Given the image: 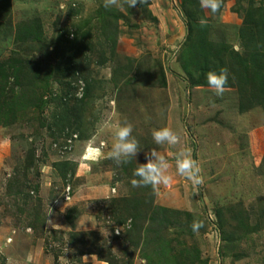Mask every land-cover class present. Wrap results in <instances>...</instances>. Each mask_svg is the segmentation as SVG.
Returning a JSON list of instances; mask_svg holds the SVG:
<instances>
[{
	"label": "rangeland",
	"instance_id": "rangeland-1",
	"mask_svg": "<svg viewBox=\"0 0 264 264\" xmlns=\"http://www.w3.org/2000/svg\"><path fill=\"white\" fill-rule=\"evenodd\" d=\"M259 2L221 0L216 14L199 6L210 27L209 39L240 52L237 32L243 12ZM103 5L104 0H9L4 6L0 0V60L6 64L14 60L22 69L38 65L41 74L49 73L48 95L63 89L49 67L61 58L65 39L71 40L77 26L91 31L94 45L84 57L92 60L84 63L92 84L90 96L76 108L78 121L69 115L72 133L77 134L71 150L60 155L51 149L52 142L64 138L61 122L53 119L63 105L48 97L41 109L31 100L18 119L0 124V264H147L142 256L153 247L128 243L126 228L117 226L108 207L112 197L132 194L190 212L191 223H202L197 233L184 228L170 235L179 239L172 241L173 247L182 242L181 248L196 246L205 264H264L261 107L241 113L235 87L217 96L208 86L189 84L178 62L187 32L181 0H137L132 7L127 0H117L107 9ZM115 10L117 20L110 16ZM99 11L109 18L105 17L107 23L110 20L106 36L100 31ZM29 20H37L41 38L17 41L16 25ZM102 53L106 60L98 65L95 61ZM11 82L8 78L6 95L12 90L18 95L19 86ZM72 84L83 87L82 79ZM116 117L133 126L132 135L141 147L134 160L119 167L106 155L112 143L110 124ZM165 126L180 137L173 151L191 148L204 179L198 187L175 175L168 146L154 144L151 129ZM151 148L169 159V182L155 190L133 187L131 180L138 179L133 170L146 162ZM62 161L73 167V175L61 174ZM67 186L70 198L65 200ZM71 207L80 213L74 226L66 218ZM238 212L237 221L233 215ZM221 231L229 233L232 242H224Z\"/></svg>",
	"mask_w": 264,
	"mask_h": 264
},
{
	"label": "trees",
	"instance_id": "trees-1",
	"mask_svg": "<svg viewBox=\"0 0 264 264\" xmlns=\"http://www.w3.org/2000/svg\"><path fill=\"white\" fill-rule=\"evenodd\" d=\"M8 4L9 0H3L4 6H8ZM181 7L187 17V32L178 54V62L188 78L189 84L195 87L208 86L206 82L207 72L218 73L221 68H227L229 80L225 88H236L239 97V112H245L258 105L264 114V0H261L258 5L249 4L243 12L241 25L237 32L240 52L235 51L224 42L217 43L209 39V24L207 23L202 27L199 23L201 19L205 18L200 13L198 0H181ZM98 15L101 21V23L99 22L100 31L106 36L110 20L108 23L105 21L106 15L102 11H99ZM110 16L113 20H117L116 10ZM108 19L106 17V20ZM115 23L114 21L112 25L114 26ZM41 35L42 29L37 20L23 21L16 25L15 39L19 42L37 41ZM90 35V30L83 31L82 26H77L74 36L71 34V40L65 39L67 46L60 54L61 58L55 65L49 67L50 71L59 76L57 81L63 87L61 92L56 93L55 91V93L52 92L48 95L50 92L48 83L50 75L49 73L41 74L38 65L22 69L14 66V60L9 64L0 60V124L9 125L18 119L19 114L24 111V105L32 103L31 100H34V105L41 109L48 103L46 99L48 97L49 100L63 105L62 113L60 111L53 118L61 122L59 128L61 134L65 129L72 131L69 115H74V120L78 121L79 111H76V108H80L82 101L90 96L92 84L90 77L85 72L87 69L85 64L92 63V60L84 58L94 47L89 38ZM112 38L110 40L112 47H114L115 39ZM83 58L84 61H82ZM99 58L95 61L98 65L103 64L106 60L103 53ZM8 78H12L10 84L19 86L18 95L13 90L10 91V95H6L5 88L8 86L6 84ZM78 79H82L83 82L81 97L76 96L78 87L76 89V85L72 84L73 80L77 81ZM160 80V84L163 85L165 80L162 73ZM26 83H29L28 90ZM69 104H73V106L69 107ZM52 124L54 123L52 122ZM68 165L67 161L58 163L63 176H65L66 171L73 175V167ZM103 201L105 202V200ZM153 201V198L148 195L138 196L135 194L112 197L107 201L114 222L118 224L117 226L126 228L124 231L127 235V242L134 245L135 248L140 244L153 247L150 254L147 253L142 256L147 264H159V260L168 264H186L187 260L192 263L197 261L200 264H205V261L200 260L196 246L181 248L179 245L184 244L183 242L177 247L172 246L174 239L179 240L170 235L172 230L182 231L185 228V230L189 229V234L193 232L190 227L191 213L158 206ZM216 214L218 223H221L222 218L219 212ZM79 215L77 207H71L68 210L66 218L71 226H74V221ZM240 215L241 213L238 212L233 216L238 221L241 220ZM221 232L224 242H232L229 233ZM86 233L97 234L94 231H87ZM73 234L71 233V235ZM150 255H155L157 258L152 260Z\"/></svg>",
	"mask_w": 264,
	"mask_h": 264
},
{
	"label": "clouds",
	"instance_id": "clouds-1",
	"mask_svg": "<svg viewBox=\"0 0 264 264\" xmlns=\"http://www.w3.org/2000/svg\"><path fill=\"white\" fill-rule=\"evenodd\" d=\"M128 6L132 7L137 0H127ZM117 3V0H104V7L107 9ZM201 8L208 9L212 14H216L221 7V0H199ZM203 27L207 24L206 19L199 21ZM229 74L227 68H221L219 72L209 71L206 73V82L210 89L214 90V94L220 96L224 93L228 84ZM112 143L110 150L107 152V158L119 167L121 164H127L129 160H134L136 154L140 150L137 139L132 135L133 126L127 121L121 122L116 117L110 124ZM151 138L155 145H166L169 148L168 156L171 157L174 164L175 175L182 178L185 182H189L193 187H198L204 183L201 175V168L198 162L192 156V150L189 147L176 149L180 142V137L171 128L165 126L161 128L151 129ZM145 163L136 164L133 170V176L138 179H132L133 187L151 186L154 190L161 184L169 182L167 174L170 167L169 159L161 154L156 148H151L145 153ZM193 233H197L202 223L194 221L190 225Z\"/></svg>",
	"mask_w": 264,
	"mask_h": 264
},
{
	"label": "built area",
	"instance_id": "built-area-1",
	"mask_svg": "<svg viewBox=\"0 0 264 264\" xmlns=\"http://www.w3.org/2000/svg\"><path fill=\"white\" fill-rule=\"evenodd\" d=\"M76 95H78L79 97L82 95V86L78 88ZM63 137H61V141L60 143L52 142L51 144V149L54 150L56 153L58 154H63L68 152L69 150L72 149L73 143L74 141L77 139V134L76 133H72V131H69L68 129H65L63 132ZM70 198V187L67 186L65 188V195H64V199L68 200Z\"/></svg>",
	"mask_w": 264,
	"mask_h": 264
},
{
	"label": "crops",
	"instance_id": "crops-1",
	"mask_svg": "<svg viewBox=\"0 0 264 264\" xmlns=\"http://www.w3.org/2000/svg\"><path fill=\"white\" fill-rule=\"evenodd\" d=\"M80 217V216H79ZM78 219V218H77Z\"/></svg>",
	"mask_w": 264,
	"mask_h": 264
}]
</instances>
